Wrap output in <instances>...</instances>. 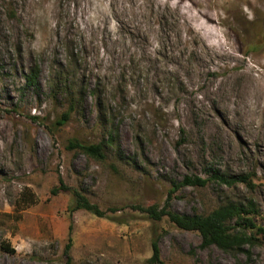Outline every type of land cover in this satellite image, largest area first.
I'll return each instance as SVG.
<instances>
[{
	"label": "rangeland",
	"instance_id": "1",
	"mask_svg": "<svg viewBox=\"0 0 264 264\" xmlns=\"http://www.w3.org/2000/svg\"><path fill=\"white\" fill-rule=\"evenodd\" d=\"M72 61L122 155L70 147L108 136L90 91L57 125L66 103L49 93L51 70ZM35 62L38 92L24 79ZM213 172L252 185L179 187L172 209L252 201L264 227V0H0V264H156L154 240L164 264H245L134 207H162L186 175ZM74 189L107 215L72 210ZM256 236L249 263L264 264Z\"/></svg>",
	"mask_w": 264,
	"mask_h": 264
},
{
	"label": "trees",
	"instance_id": "2",
	"mask_svg": "<svg viewBox=\"0 0 264 264\" xmlns=\"http://www.w3.org/2000/svg\"><path fill=\"white\" fill-rule=\"evenodd\" d=\"M76 63V61H72L70 65L61 64L51 70L49 93L64 100L66 103V110L57 121V125L60 126L64 125L73 113L79 114L83 111L85 99L89 94L88 91H90V93L92 92L93 96L96 98L99 117L102 118L103 115H106L101 96L98 95L97 90L90 89L89 86L87 87L86 81L83 79L82 82L80 76H77L75 70L77 66ZM39 76L40 66L35 62L24 75L25 87L37 92L40 91L41 85ZM107 117L108 115L103 118L104 129L110 127L107 138L89 144L83 143L78 139H73L70 141V147L78 149L96 159L107 157V150L114 149V147H116L118 154L122 155L120 147L117 144V129L113 124H110V120H107ZM210 181L227 186H234L238 183H245L249 186L252 185L249 177L246 175L227 176L224 173L213 172L210 179L186 175L181 182L175 184L174 189L169 191V195L162 207H160V205H152L149 207L138 205L134 207L136 210L148 214L149 218L153 220L160 221L167 217L169 221L178 228L198 232L201 237L202 248L216 246L222 251L229 253L245 252L248 255V260L245 264H250L251 254L249 250H246V246L254 247L258 244L259 240L256 234L262 233L264 235V227L256 223L258 209L255 203L249 201L247 204H244L242 202L228 201L208 214L179 213L171 207L172 195L177 188L183 186L204 187ZM60 190L67 191L70 190V188L62 184L61 187L54 188L52 193H57ZM73 196L74 204L72 210L84 209L99 217H105L107 215L96 203L91 202L81 191L74 189ZM112 211L115 213L116 209L113 208ZM70 246L71 238L69 237V243L66 249L68 250ZM1 247L7 253L15 252L9 243H2ZM152 250L153 253L149 262L164 264L160 259L158 241L154 240L152 242Z\"/></svg>",
	"mask_w": 264,
	"mask_h": 264
}]
</instances>
